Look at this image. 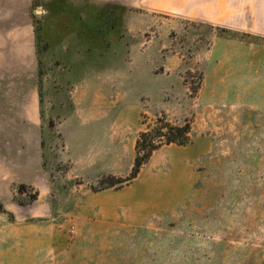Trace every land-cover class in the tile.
<instances>
[{"label":"rangeland","instance_id":"obj_1","mask_svg":"<svg viewBox=\"0 0 264 264\" xmlns=\"http://www.w3.org/2000/svg\"><path fill=\"white\" fill-rule=\"evenodd\" d=\"M194 7L33 0L46 180H0V264H264V0Z\"/></svg>","mask_w":264,"mask_h":264},{"label":"crops","instance_id":"obj_2","mask_svg":"<svg viewBox=\"0 0 264 264\" xmlns=\"http://www.w3.org/2000/svg\"><path fill=\"white\" fill-rule=\"evenodd\" d=\"M201 16L215 0H89ZM33 0H0V180L45 184ZM201 7V8H200ZM196 11V10H195Z\"/></svg>","mask_w":264,"mask_h":264},{"label":"trees","instance_id":"obj_3","mask_svg":"<svg viewBox=\"0 0 264 264\" xmlns=\"http://www.w3.org/2000/svg\"><path fill=\"white\" fill-rule=\"evenodd\" d=\"M161 123V122H160ZM156 124L149 127L147 132L141 133L136 142V157L130 180L139 174L142 166L150 159L152 154L164 146H184L190 141V126L178 127L170 123Z\"/></svg>","mask_w":264,"mask_h":264}]
</instances>
